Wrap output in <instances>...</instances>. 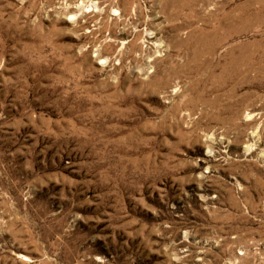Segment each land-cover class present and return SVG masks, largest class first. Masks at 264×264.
<instances>
[{"label": "rangeland", "instance_id": "obj_1", "mask_svg": "<svg viewBox=\"0 0 264 264\" xmlns=\"http://www.w3.org/2000/svg\"><path fill=\"white\" fill-rule=\"evenodd\" d=\"M0 264H264V0H0Z\"/></svg>", "mask_w": 264, "mask_h": 264}, {"label": "bare ground", "instance_id": "obj_2", "mask_svg": "<svg viewBox=\"0 0 264 264\" xmlns=\"http://www.w3.org/2000/svg\"><path fill=\"white\" fill-rule=\"evenodd\" d=\"M158 2V1H157ZM239 8V7H238ZM201 29V28H200ZM199 48V47H198Z\"/></svg>", "mask_w": 264, "mask_h": 264}]
</instances>
